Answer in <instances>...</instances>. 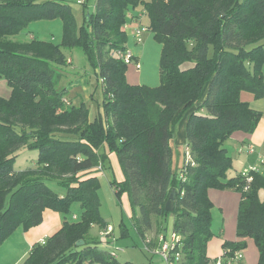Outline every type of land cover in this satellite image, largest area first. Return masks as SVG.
<instances>
[{
	"label": "trees",
	"instance_id": "obj_1",
	"mask_svg": "<svg viewBox=\"0 0 264 264\" xmlns=\"http://www.w3.org/2000/svg\"><path fill=\"white\" fill-rule=\"evenodd\" d=\"M74 1L0 0V78L12 88L10 98L0 97V246L53 210L65 216L62 228L36 243L23 264H134L88 238L94 225L109 227L99 213L95 174L115 153L125 179L112 185L119 199L128 195L139 236L145 239L158 223V234L179 237L170 264H216L207 254L215 236L210 189L241 194L237 233L243 240L225 241L224 250L242 252L252 239L264 264V173H253L246 191L242 173L229 177L233 159L225 147L234 132L254 133L262 117L242 94L264 98V0H96L78 35ZM78 1L87 6L88 0ZM142 14L162 45L157 88L129 84V64L118 56L128 49L127 26ZM57 18L65 23L61 46L12 39L31 22ZM75 47L101 82L102 117L92 118L84 102L75 105L57 89L58 69L68 63L63 49ZM189 113L190 161L176 172L172 141ZM24 147L38 151L36 169L15 170ZM49 182L67 187V195ZM74 204L81 215L71 223L66 216Z\"/></svg>",
	"mask_w": 264,
	"mask_h": 264
},
{
	"label": "rangeland",
	"instance_id": "obj_2",
	"mask_svg": "<svg viewBox=\"0 0 264 264\" xmlns=\"http://www.w3.org/2000/svg\"><path fill=\"white\" fill-rule=\"evenodd\" d=\"M95 3L96 0H88L87 6H83L78 0H75L72 3V11L75 20V31L77 32V35L80 33L81 28L86 26L85 18L89 13L94 11ZM64 36L65 23L63 19L57 18L53 20H39L31 22L27 26L23 27L20 33L12 37V39L17 42L27 43L31 42L32 39L35 38L40 41L51 42L55 45L61 46L63 45ZM63 52L66 59L68 60V63L67 65H63L58 69L61 77L57 89L60 92H64L65 97L74 101L75 105H80L82 102H84L86 107L91 109L92 116L96 118L99 116L101 111L100 109L103 107L102 104L98 106L100 101V91L98 87L97 89L95 88L96 85H98L96 72L89 65L82 47L63 49ZM86 77L93 80V88L94 90L96 89V91H93V99L89 102L84 100L86 99L85 95L82 94V92L77 88V84ZM227 149L229 151V155L232 157L230 148ZM38 156L39 153L36 150H30L26 147L21 148L19 151V157L15 163V170L19 171L26 169H36L38 166ZM102 169L104 170L103 166ZM232 170L233 169L229 171L230 174L233 173ZM260 172L264 173V171ZM105 173V175L103 174L97 176L99 182V187L97 189L99 197V213L107 224L112 225L114 232H112V234L109 236H104L102 233L106 229L103 230L99 225H94L89 230L88 238L98 240L101 249H107L109 251L111 250L115 252L118 260L122 263L132 262L134 264H142L152 262L153 264H167L159 254L152 255L146 250L145 239H142V237H140L136 232L135 228L133 227L132 218L130 217L129 211L125 207V194H122L120 199L118 198L116 190L112 187L114 174L110 168H108ZM49 187L59 196H66L68 193V188L58 184L57 182H49ZM260 197L264 199V191L260 192ZM51 212L55 214H51ZM47 214L48 215L43 219L41 224L27 230L22 227L9 236L7 240H5V242L0 246V264H23L25 262L32 249L31 245L27 242V231H30L33 228L40 230L41 226L42 228L46 227L47 222L51 217H54L55 220H57L56 218H60L61 222L64 224L65 216L62 213L50 210V213L48 211ZM74 215L80 219L81 208L79 204H74L71 212L66 216L69 222L72 223L77 221L73 219ZM211 215L212 230L215 235L213 238L215 239L220 236V232L223 229L226 230L227 228H224L223 216L219 208H216V206L213 205ZM123 225H125V228L128 230V234L121 237L120 227ZM237 227L238 217L230 228V231H232V238L229 240H226L225 238V241L239 242ZM32 233L27 235L31 236ZM159 235L160 234H152L148 235L147 237H152L154 240H156ZM243 252L247 255H252L256 261L259 262V250L254 240L249 239L247 241L246 247L242 250V253ZM212 260L214 261L215 259Z\"/></svg>",
	"mask_w": 264,
	"mask_h": 264
},
{
	"label": "crops",
	"instance_id": "obj_3",
	"mask_svg": "<svg viewBox=\"0 0 264 264\" xmlns=\"http://www.w3.org/2000/svg\"><path fill=\"white\" fill-rule=\"evenodd\" d=\"M147 17L142 16L140 21L134 20L126 28L128 35L127 47L133 54V62L128 65L127 69V82L131 85H145L150 88H157L161 84V57H162V45L157 43L155 40V34L147 30L143 32L141 41H138L136 38V30L141 25H147ZM35 39V38H33ZM32 39V40H33ZM264 71V67H263ZM97 77V74H96ZM98 85L100 91V101L98 106L102 104L103 100V89L100 80H98ZM77 88L82 94L85 95L83 99L86 101H91L93 99V80L91 78H83L78 84ZM12 95V88L7 82L6 79L0 78V97L10 98ZM242 99L245 102H248L251 107L255 110L262 113L261 120L257 126V129L254 133L249 134L244 131H237L232 134V136L226 141V148H230L232 152L233 159V173H229V177H235L240 173L249 170L251 167L259 168L260 171H264V98L256 99L252 94L245 92L242 94ZM72 103L74 101L71 100ZM75 104V103H74ZM103 106V104H102ZM99 116H104V106L100 109ZM90 116H92V111L90 109ZM190 113L187 114L183 120L179 123L177 128V134L175 139L172 141L173 148V170L178 172L180 171L186 163V151L188 147L187 142V123ZM98 117V116H97ZM96 117V118H97ZM228 145V146H227ZM253 146L254 152L250 153L249 147ZM102 151L106 149L102 148ZM228 150V149H227ZM107 152V151H106ZM229 152V151H228ZM108 167H106L102 172H97L95 176L105 175V171L110 168L114 174V181L123 182L125 175L121 167L118 156L115 153L108 154L107 160ZM115 189V187L112 185ZM209 198L213 202V205L216 208H219L223 216L224 228L220 232V236L213 238L208 245L207 254L211 259H218L224 253L223 243L226 240L232 238V231L230 228L236 221L239 215V206L241 202V194L234 190H219V189H210ZM123 202V201H122ZM125 207L128 209L130 217L132 218L133 209L127 194L124 196ZM50 213V210H46L43 214V219ZM51 214H55L51 212ZM59 215V214H58ZM60 216V215H59ZM51 217L47 222V226L38 230L33 228L30 231H27L26 234L28 244L33 247L36 243L42 242L48 236H52L57 233L63 226L60 218ZM160 221V220H159ZM161 222V221H160ZM174 217L170 216L167 220V232H171L173 228ZM158 224V223H157ZM157 224H155L154 230L149 235H156L157 233ZM109 226H112L109 224ZM229 226V227H228ZM122 229H126L125 225L120 227L121 236ZM29 232V233H28ZM25 234V233H24ZM160 234V233H159ZM240 239L238 241H242ZM249 240V239H248ZM247 240V241H248ZM242 264H259L256 259L250 255L243 252V261Z\"/></svg>",
	"mask_w": 264,
	"mask_h": 264
},
{
	"label": "built area",
	"instance_id": "obj_4",
	"mask_svg": "<svg viewBox=\"0 0 264 264\" xmlns=\"http://www.w3.org/2000/svg\"><path fill=\"white\" fill-rule=\"evenodd\" d=\"M143 16L140 15L139 18H136L135 20L140 21L141 17ZM148 29L141 25L138 27L136 30V38L138 41H141V37L143 32L147 31ZM118 56L122 58L127 64H130L133 62V54L129 49L125 51H120L118 53ZM250 153L254 152L253 146L249 147ZM189 149L187 148L186 151V161H190V155H189ZM98 172H102V166L97 167ZM260 172L259 168L256 167H251L249 170H246L243 172V176L246 179L247 186L245 187V190H249L250 184L253 182V173H258ZM114 232V229L112 226H109L103 233L102 235L104 236H109ZM179 237L176 234L173 233H168L166 236L163 234H160L156 240L152 237H146L145 238V248L146 250L151 253L152 255L154 254H159L162 259L167 263L170 264L171 261V251L175 247L176 243L178 242ZM243 261V253L242 252H234L233 254L230 255V250H224V253L221 257H219L216 260V264H242Z\"/></svg>",
	"mask_w": 264,
	"mask_h": 264
},
{
	"label": "water",
	"instance_id": "obj_5",
	"mask_svg": "<svg viewBox=\"0 0 264 264\" xmlns=\"http://www.w3.org/2000/svg\"><path fill=\"white\" fill-rule=\"evenodd\" d=\"M176 198V190H173L170 196V200L167 202L166 205V211L172 212L174 210V200ZM84 244V241L81 240L80 242L77 243V246H81Z\"/></svg>",
	"mask_w": 264,
	"mask_h": 264
}]
</instances>
